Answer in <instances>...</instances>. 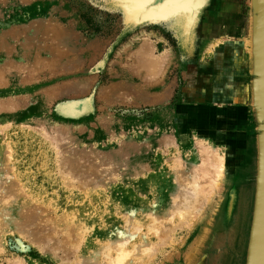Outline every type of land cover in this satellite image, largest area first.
<instances>
[{"label": "rangeland", "instance_id": "obj_1", "mask_svg": "<svg viewBox=\"0 0 264 264\" xmlns=\"http://www.w3.org/2000/svg\"><path fill=\"white\" fill-rule=\"evenodd\" d=\"M129 2L0 0V264H73L76 257L102 264L107 255L94 249L117 239V231H132L125 225L133 220L128 209L144 235L137 240L157 243L145 227L154 188L166 197L156 181L173 178L176 158L188 156L199 135L197 124L210 129L202 136L207 141L221 129L216 118L206 120L216 106L198 105V123L191 112L184 116L185 95L206 91L199 57L221 28L222 10L234 5L247 34L248 0H206L191 28L195 46L186 62L177 44L182 26L149 21ZM141 87L146 100L138 98ZM256 154L254 139L250 164L235 166L231 156L201 247H193L199 228H190L191 217L182 221L186 226L174 219L176 226L165 230L170 243L136 263L221 264L230 251V264H245Z\"/></svg>", "mask_w": 264, "mask_h": 264}, {"label": "bare ground", "instance_id": "obj_2", "mask_svg": "<svg viewBox=\"0 0 264 264\" xmlns=\"http://www.w3.org/2000/svg\"><path fill=\"white\" fill-rule=\"evenodd\" d=\"M248 4L250 7V13H249L250 14V17H249L250 20H249V29H248L247 34L244 36L237 35V33H235L233 30L234 29L233 28V20L228 19L225 23L226 25H224L223 29L220 32L221 33L220 38L207 43L205 48H204V53H206V55H207V53L212 52V51L213 52H221V51H223L222 46L224 44H227V46H229L230 49L237 47L245 55L244 59H245V62L248 66L249 73H252L253 71H256V61H255V45H256L255 43H256V38H257V35H256L257 21H256V14H255L256 0H248ZM242 53H239V54H242ZM239 60H240V58H239ZM218 66H221V63H219ZM145 67H146V65H145ZM151 68L153 70L152 73H154V70H155L154 66H152ZM217 69H218V67H217ZM221 84H222L221 80H217V82L215 83V85H217V86H219V85L221 86ZM247 91L249 93V97H248L249 98L248 99L249 105L252 107V109H251L252 113H254L253 118L255 120L256 125H259L261 123V114H260V111L258 109L257 91H256L254 83H250V81H249V87H248ZM205 92H206L205 97L208 100L204 99L202 101L211 103L210 100H217L218 98L220 99V94H218L216 92V90L208 89ZM137 93H138V98H140L142 100H146L148 97L147 87H141V90H139ZM241 97L242 98L246 97L245 92L242 93ZM162 98L164 99V97H162ZM186 101L184 100L185 103H186ZM212 102L216 103V101H212ZM202 104L203 103H201L199 105H202ZM198 108H195L194 113H193V116H194L195 121L197 123H198L197 120H199L198 116L200 115ZM220 109H222V108H220ZM188 111H190V110H189V107L186 105L185 108L182 110V114L187 117ZM213 112H215V111H213ZM222 114H226V111L225 110L216 111V114H214L213 116H212V114L208 115V113H207V119L206 120L208 121V124H209L210 119L221 117ZM197 126L198 127H196V128L198 129L199 135L194 136L193 137L194 139L191 137L192 141L190 142V145H189L188 150H187L189 155L188 156L183 155L181 159L176 158L175 164H177L178 166L176 165V167H173V168H177V169H175L173 171V173L170 174V176L172 175L173 178L172 179H170V177H168V179L159 178L156 181V185H158V188H161V185L164 188V193H165L166 197L157 196L156 187L154 188V190H153V191H155V194L153 196V198H155V200H153L154 206L152 209H150L148 211V214H150L152 221L150 222V224L149 223L146 224L148 226H145V227H147V229L146 228L145 229L148 233H152V234L154 233V235H157L156 240H158V242L157 243H154V242L151 243L149 240H142V242L137 240L138 236L140 235L139 233H140L141 227L138 224L139 222L134 220L135 210L134 209H130V210L128 209L127 210L128 214L131 215V217H133V220L130 218V219H127L128 221H125L126 220V218H125V220H123L122 222L124 223V221H125V225L127 223L130 227L132 226V231H126V230H125V232L124 231H119V232L117 231V233L119 235L117 239L107 241L105 243V246L103 247L104 249L101 248V249H98L96 251H95L96 248L94 249V252H95L94 255L98 256L100 254V256H101V253H102V254H106L108 256V257L106 256V258H108V260L106 259L107 261L104 258H102L103 260L101 259L105 264H134V263L138 262V259H139V261H144L147 258H149V260H150V258L153 257L154 253L157 251L158 247L161 244L168 245L170 243L169 242L167 244V241H170L168 239L171 238V236L169 234H167V232L171 231V230H169V226H171L172 223H174V219H177L178 220L177 222L181 223L183 221L184 223L187 222V224H188V221L186 219L188 217H191V221L193 223H192V225L189 224L191 226L190 228H192L195 225H197V227L199 228L197 235L195 237V240H194L195 246L193 245V247L198 248V247L202 246L204 240L209 235L210 224L212 222L213 213L215 211V208L219 206V202L215 198L221 194V192H222L221 188L223 187V182L227 181L228 163H230L232 161L231 160L232 157H231V154H228V151L226 150V148L224 146L225 144L221 143L220 140L212 138V137H211V139L209 138L208 141L206 139H205L206 141L203 139L202 136L209 135L210 129H208L206 127L205 128L201 127L202 125H198V124H197ZM216 138H218V137H216ZM171 142L173 143L174 141L170 140L169 144H171ZM255 145H256V143H255ZM257 145H258V143H257ZM256 148L258 149V146ZM257 149H256V151H257ZM148 166H149V164H148ZM173 166H174V164H173ZM65 171H66V169H65ZM145 181L146 180H144V182ZM150 181H151V179H150ZM124 217H125V215H124ZM31 220H32V218H31ZM232 220H233V217H232L231 221ZM32 224L34 225L35 223L33 222ZM87 224H89V222H87ZM177 225H178V223H177ZM175 226H176V224H175ZM183 226H186V224H184ZM37 228H36V230H38ZM171 228L173 229L174 227L171 226ZM178 228H181V227H178ZM40 229L42 230V227ZM124 229H126V228H124ZM167 229L169 231H167L165 233V230H167ZM22 230H24V229H22ZM118 230H119V228H118ZM28 233L26 232V237H27ZM32 233L33 232L30 233L31 236H32ZM36 233H38V231ZM35 236L36 235H34V237ZM34 237L32 236V238H34ZM141 237H144V235ZM29 238H30V236H29ZM32 238H30L31 242H32V240L33 241L35 240V238L34 239H32ZM38 239L39 238L37 236V240ZM171 239H173V238H171ZM38 242H40V241L38 240ZM76 243H77V241H76ZM76 243H74V245ZM78 243H80V242H78ZM172 243H175V242H172ZM74 245H72V247ZM74 247H77V245ZM112 250L114 252V255L111 256L109 254ZM75 255H76V253H75ZM187 256H189V253L187 254ZM103 257H104V255H103ZM76 258L78 260H76V263L72 262L73 264H83L84 260H81L82 262L80 261L81 262L80 263L79 262L80 258L79 257H76ZM96 259L97 258L95 257L94 260H96ZM64 260L66 261V259H64ZM94 260H92V261H94ZM67 262H69V261L67 260L66 264H67ZM99 262H101V261H99ZM103 262H102V264H104ZM84 264H86V263H84Z\"/></svg>", "mask_w": 264, "mask_h": 264}, {"label": "crops", "instance_id": "obj_3", "mask_svg": "<svg viewBox=\"0 0 264 264\" xmlns=\"http://www.w3.org/2000/svg\"><path fill=\"white\" fill-rule=\"evenodd\" d=\"M222 12H226V15L221 24V28L209 35L207 39L208 43L220 38V32L224 25H226L225 23L228 19L233 20L234 32L239 36H244L241 32L240 21L238 16H236V7L231 4L227 9L222 10ZM226 46L227 44L222 46L223 51L221 52H213L211 55H208V53L206 55L204 53L203 56L205 58L199 57L198 77L204 78L205 90H216V92L220 94V99L210 100L211 103L202 101L204 99L208 100L205 97L206 92L202 90V92L197 91L195 93L189 91L190 93H186L185 98H189V102L186 103L189 107V112H191L192 115H190V118H194V111L191 110L198 108V105L201 103L216 106V111H226V114H222L221 117L216 118L217 123L214 122L216 127L221 126L220 133L214 132L211 134V137L220 140L223 144L225 143L224 146L227 149L228 154H231V156H234L235 158V164L233 163V165L239 166L249 157L251 149L253 150L256 135V123L249 106V93L247 91L251 76L244 59L245 55L241 50L237 47L230 49L229 46ZM232 54L236 56L234 57ZM210 60L211 63L209 64ZM219 63H221V66H218ZM217 80H221V86L215 85ZM189 82L192 84L193 80L190 79ZM242 91L246 94V97L244 98L241 97L243 93ZM212 101H216V103H213ZM222 107L223 109H220ZM237 156H243L244 158L236 160Z\"/></svg>", "mask_w": 264, "mask_h": 264}, {"label": "water", "instance_id": "obj_4", "mask_svg": "<svg viewBox=\"0 0 264 264\" xmlns=\"http://www.w3.org/2000/svg\"><path fill=\"white\" fill-rule=\"evenodd\" d=\"M255 14L257 21L256 71L250 73V83H254L257 91L261 123L255 127V143L258 149L256 148L254 197L245 264H264V0H256ZM250 109H252L251 106Z\"/></svg>", "mask_w": 264, "mask_h": 264}, {"label": "flooded vegetation", "instance_id": "obj_5", "mask_svg": "<svg viewBox=\"0 0 264 264\" xmlns=\"http://www.w3.org/2000/svg\"><path fill=\"white\" fill-rule=\"evenodd\" d=\"M129 7L134 11L142 9L141 12L146 15V19L149 17V21L163 22L169 28L181 25L182 30L181 34H178L177 44L179 49L182 48L183 61L192 59L191 55L195 45L190 38L193 35L191 28L194 27L198 14L207 8L206 0H130ZM184 45L187 47L183 49ZM248 163L250 164V159L247 158L241 166H247ZM233 182L236 184L233 183V187H238L236 180ZM230 256L233 257L230 251L223 253L221 264H230Z\"/></svg>", "mask_w": 264, "mask_h": 264}]
</instances>
